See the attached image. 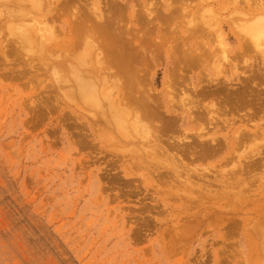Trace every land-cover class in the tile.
<instances>
[{"label": "rangeland", "instance_id": "374dc122", "mask_svg": "<svg viewBox=\"0 0 264 264\" xmlns=\"http://www.w3.org/2000/svg\"><path fill=\"white\" fill-rule=\"evenodd\" d=\"M34 1L37 4L39 0H0V264H264V36L260 35L257 41L251 39L252 31L257 30L253 24L260 19L264 22V0L188 2L206 12V18L211 14L213 21L225 23L223 31L232 57L236 52L243 54L237 53L240 61L233 57L238 71L231 72L236 71L233 78L239 82L233 81L235 86L231 84L227 94L243 92V87L245 97L250 95L255 104L241 106V110L245 107L243 111L241 107L234 109L240 103L233 99L230 102L226 96L225 100V92L218 99H228L230 103L220 101V112L224 114H219L222 124L218 123L215 129L207 124H185L179 130L174 128V132L165 128L171 132L167 137L161 124H154L159 126V132L162 129L159 135L163 140L169 141L172 136L170 149L178 138L190 137L205 128L202 132L216 130L219 135L214 137L223 139V143L218 142L224 145L211 142L215 146L209 150L216 152L196 146L202 141L198 138L190 137L178 144L192 141L186 147L193 155H201V160L199 156L192 160L195 156L191 154L189 159L186 150L184 156L186 143L184 147L175 145L180 149L170 151L166 140L161 139V146L144 140L139 130L129 124L131 119H111L107 104L103 100L98 104L100 92L91 90L92 98L85 90L83 93L80 62L94 60L97 54L89 49L91 56L83 58L87 50L81 46L83 51L77 49L71 57L66 55L63 46H57L68 43L69 35L66 30L63 35L60 27L66 16L59 17L57 12L60 19L56 22L55 15L52 22L47 19L52 16L46 15L47 9L40 11L49 1L41 0L44 3L40 9L39 4L34 7ZM129 1L136 7L135 13L142 6L146 7L143 11L151 9V5L153 12L159 9L160 13L164 3L169 7L173 2ZM174 1L177 4L173 2L171 6H181ZM124 13L127 14L126 8ZM51 26L54 31L56 26L60 30L54 36L48 29ZM256 42H261L260 49ZM54 44L58 50L49 55ZM214 45L213 49L219 46ZM161 56V60L156 56L159 63L150 69L156 77L157 92L162 91V80L171 71L164 53ZM212 68L191 72L194 77L207 73L208 78L214 75L215 67ZM250 73L255 74L253 78ZM254 76L256 82L251 80ZM249 83L253 84L252 89L248 88ZM253 88L261 91L254 93ZM248 90L254 91L253 95ZM86 94L88 99L97 101L91 102ZM247 98L244 99H252ZM204 103L211 105L208 99ZM243 128L253 136L248 134V139L244 137L247 140L240 143L238 138L243 131L237 133ZM205 133H200L203 140ZM235 142L240 146L235 147ZM203 154L207 157L202 158Z\"/></svg>", "mask_w": 264, "mask_h": 264}, {"label": "bare ground", "instance_id": "6f19581e", "mask_svg": "<svg viewBox=\"0 0 264 264\" xmlns=\"http://www.w3.org/2000/svg\"><path fill=\"white\" fill-rule=\"evenodd\" d=\"M47 1H49V2H46L47 5L45 6V4H44V7L42 6V4L44 2H42L41 0H39L38 1L39 3L37 2V4L34 1V4H35L34 7H38V4H39L38 8L40 9L42 6L43 8L40 9L41 13H42V11H45V9H47L48 13L45 12V13H47L46 15H52V16L48 17L47 19L50 21L52 19V22H54L53 18L56 19V17H57V19H58L60 17V14L63 16H66V19L62 20L60 27L62 28L61 32L63 33V35L65 34L64 31L65 30L67 31V33L69 35L68 43H64L63 45H59V44L57 45L56 44L59 47L63 46L61 48L65 52L69 53V54H67L63 51V54L65 53L66 55H70L69 57H71V54H73L75 51H77V49L85 50V48H86L87 52L90 49L91 52L92 51L95 52V55L97 54L95 56L94 53H92L95 56L94 60H93L92 58H90V59L88 58L91 56L89 52H88L89 54L87 52H84L86 55H84L83 58H88V60L83 59V61L81 60L82 62H80V60H78L80 62V66L83 70V71H81V73H82L80 76L81 79L79 80L82 83L81 87L83 86L82 90L83 91L85 90L86 92H88V95L91 98L94 97L90 93L91 90H93L94 92L96 91L98 93L100 92L99 96H102V98L99 97L100 100H98V104L100 105L99 101H101V100H103L107 104L108 111L110 113H112V116L110 115L111 119L115 120L117 122L122 120L123 117L126 120H128V122L131 119L132 121H130L129 124H131L132 127L134 129H136V131L139 130L140 133L139 132L138 133L140 134V136L144 140L146 139V141L148 140L149 142L153 141L154 144L161 146L163 141L166 140V139L163 140L162 137L159 135V133L162 132V129H163V132H165L166 131L165 128L167 130H168V128H170V129L172 128L171 130L169 129V131L174 132V130H173L174 128H176L175 130H177V128L179 130L185 124H187V125L193 124V123H198L200 125L201 124H207L209 126H213L215 129L219 125L218 123L221 122V124H222V121H219V120H221V119H219L220 115L224 114V112L221 113L223 111V103L222 102L228 103L229 100L231 102V99L237 100V102L240 103L237 106H236V104H235V106L232 105L233 103L236 102V101L233 102V100H232L233 103L230 104V107L232 105L234 107V109L235 108L238 109V107H241V106L248 107V105L253 104V101H252L253 98L249 97L250 96L249 94L253 95L252 93L254 92L253 90H255V89L253 88L252 93H250L249 90L252 89L251 86L253 84H255L254 81L256 82L257 77H255V76H254L255 77L254 79H251V80H254L253 84L252 83H251V85H250V83L248 84L250 86V87L248 86V88H250L248 90V93H249L248 98H252L251 100L249 99V101H252V103H249L248 100L244 99V98H247V97H245L247 92L245 91V88L241 87L242 85L238 84L241 87V89H244L243 92L238 91L239 93H234L231 95H229L230 93L228 92L229 94H227L229 86H231L232 82L239 80V79L233 78V77H235L234 73L236 71H238V69H237L238 64H236L234 62L233 57L235 58V60L238 59L239 58V56H238L239 52H236V56L234 55L232 57L231 50H230L231 48L229 49V47L227 45L226 37H225L224 31H223L225 23L221 24L222 22H219L218 20L213 21V18L210 16L211 14L208 15V18H206L205 17L206 12H202L200 10L198 11L197 9L191 7L190 5H191V3L193 4L194 0H176V2L178 1L181 3V4L178 3L181 6H171L173 4V2L175 3V1L169 0L170 2L173 1L172 4L170 3V6L172 9L169 8L170 6L167 7L166 4L164 3V5H162L163 9H161V11H163V12H160V13H159V9L155 10L157 12H153L155 8L153 9V5H151V4L150 5L152 8L148 5L151 9L147 8L146 10L143 11V9H145L146 7L142 6L143 5L142 4L141 6L143 7V9H141V10L143 11L142 12L143 14H139L141 16L138 15V13L141 10H138V13H135L136 7L134 9L133 5L130 3L129 0H126L127 1V2H125L126 5H124L126 8L127 14L124 13V9H125L124 6L122 7L123 0H91V3L89 1V4L84 3V2H86L84 0H62V1L61 0H47ZM188 2L190 3V5ZM136 4H137V1H136ZM176 4L177 3H175L173 5H176ZM144 5L146 6V4H144ZM39 9H38V11H39ZM152 9H153V11H152ZM57 12H59V17L57 16L58 15ZM60 12H62V13H60ZM45 13H44V16H46ZM158 13L160 15H158ZM161 13H163V15H161ZM55 15H56V17H54ZM35 16H36L35 18H37V15H35ZM201 16H202V18L199 19ZM59 19L56 20V22L59 21ZM48 20H46V21L48 22ZM50 21L48 23H52ZM42 22H43V20H42ZM42 22H39V23L41 24ZM229 24H230V21H229ZM54 25H55V23H54ZM54 25H52V26H54ZM231 25H233V24H230V26ZM253 25H254V28H256L257 30L255 29L256 30L255 33H253L254 30L252 31L251 39L257 41L256 39H259L260 35L262 36L261 38H263V36H264V31H263L264 30V22H263V20L260 19L259 21L256 22V24H253ZM253 25H252V27H253ZM56 27H55V29L57 31L59 28L57 27L58 28L57 29ZM64 27L66 29H64ZM252 27H251V29H252ZM48 29L51 31L50 33H52L54 36V33L56 31L53 30V27L52 28L49 27ZM246 29L248 30V28H246ZM30 30H32V29H29V32H30ZM247 30H245V31L247 32ZM33 31H34V29H33ZM58 31H60V30H58ZM234 31H235V27H234ZM29 34H32V33H29ZM236 34H238V33H236ZM245 34L246 33L244 32V35ZM253 35L255 36V39H254V37H252ZM28 36H27V38L29 40L30 36L29 37ZM60 36H62V35L60 34ZM211 36H212V38H211ZM242 36L243 35H241L239 37H242ZM245 36H247V35H245ZM60 38L61 37H59V39ZM245 40H247V38ZM245 40H244V42H246ZM24 41H27V39H24ZM45 42H46V40H45ZM54 42H56V41L54 40ZM215 42H217L219 46H217V48L213 49V47L211 45H214ZM217 43H215V45ZM256 43L260 44L261 42L260 43L256 42ZM260 45L258 46V49H260L259 47H262V45L261 46ZM53 46L51 47L53 50L51 48H50L51 51L49 50L50 51L48 53L49 55L53 54L52 51L55 52L56 50H58L57 47L55 46V44ZM81 46L82 47L85 46V47L82 48ZM243 46H244V51H245L246 45H243ZM59 51H62V50L59 48ZM162 53H164L165 59L168 62L169 69H171V71L166 73L165 77L163 76L164 80H162V84H163L162 91L157 92V89L155 87L156 77L151 75L150 69L152 68V66L154 67L155 63H157V64L159 63L158 60H161ZM3 54H4V52H3ZM60 54H62V52ZM240 54H242V53H240ZM49 55L47 57H52ZM74 55H76V53ZM80 55L82 56V54H80ZM88 55H90V56H88ZM63 56H62V58H64ZM85 56H87V57H85ZM156 56L158 58H160L159 56H161V58L157 60ZM242 56H243V54H242ZM242 56H240V58ZM96 57H97V62H95ZM66 58H68V56L67 57L65 56V59ZM77 59H78V56H77ZM242 59L244 60V58H242ZM66 60L69 61V59H66ZM66 60H64V63ZM89 60H91V62L93 60L95 62V64L93 62H92L93 64H90ZM222 61H223V63H222ZM245 61H246L245 64L248 63L247 59ZM216 62H218V64H215ZM64 63H62V64H64ZM225 63H227L226 67L224 66ZM58 64H60V63H58ZM67 64H69V63H67ZM64 65H66V64H64ZM260 65H261V63H260ZM208 66H210L211 68L215 67L214 75L212 77L206 78L207 73L206 74L203 73V74H205L203 77H202L203 74L201 76H195V77L193 76V73L191 72V70H194L196 68H200L199 72L201 73V71L203 72V70H206L208 68ZM71 68H72V66H71ZM233 69L236 71L231 72ZM186 70H188V72H190L192 75L191 76L187 75L188 72H186ZM262 70L264 71V68ZM263 71H261V73ZM53 72H54V70H53ZM252 72H254V71H252ZM200 73H199V75H200ZM253 74L254 73H252L250 75L251 77L250 76L249 77L253 78L252 77ZM84 76L85 77L88 76V77L85 79ZM256 76H257V74H256ZM18 78H20V77H18ZM34 78H36V77H34ZM242 79L244 80L245 78H242ZM260 79H262V78H260ZM204 80L207 82H205ZM243 80H241V81L244 83ZM77 81H78V79H77ZM258 82H260V81H258ZM258 82L256 84H259ZM233 86H235V85H233ZM257 86H259V88H260V84ZM98 87L101 88V91H100V89H98ZM244 87H246V86H244ZM232 89L229 91L233 93ZM236 89L239 90L240 88L239 89L236 88ZM246 89H247V87H246ZM237 90H235V92ZM257 90H255L254 93H259V91H261V90H258V92H257ZM85 91L83 93H85ZM240 91H242V90H240ZM244 91H245V94H244ZM225 92L227 95H223V96H224V98H225V96H226V98H229V100L227 99L228 102L224 101L220 97H219L220 100L218 99V96L225 94ZM259 95H261V94H259ZM82 96H83V98H85V97H87V94L85 95V97H84V95H81V97ZM90 97H87V99ZM175 97H177L179 99L177 100V99H175ZM226 98H225V100H226ZM206 99L211 101V103H210L211 105L204 103V100L206 101ZM261 99H263V98H261ZM88 100H90V99H88ZM221 100H222V102H221L222 105L220 106ZM90 101L93 102V101H97V100H93V101L90 100ZM226 103H225V105H226ZM258 103H259V101H258ZM253 105H255V104H253ZM220 107L222 108L221 112H220ZM244 108H243V110H244ZM224 109H227V108L224 107ZM234 109H232L233 112H235ZM239 109L241 110L242 107ZM227 110L229 112V109H227ZM243 110H241V111H243ZM250 110H251V108H250ZM260 111H261V109H260ZM246 112H245V114H246ZM251 112L253 113V111H251ZM255 112L256 111H254V113ZM261 113H262V111H261ZM226 115H228V114H226ZM226 115H225V117H226ZM229 115H232V113H229ZM252 115H254V114H252ZM242 116H245V115H242ZM242 116H240V117H242ZM255 116L256 115H254V118H255ZM111 119H110V121H111ZM256 119H257V116H256ZM243 120L245 121L246 119L243 118ZM117 122H114V123H117ZM223 122L226 123L225 121H223ZM155 123H158L159 126L161 124V127H162L161 132H159V129H158L159 126L158 125H157V127L154 126ZM251 123H253V122H251ZM226 126H224V127L220 126V127L225 128ZM220 127H219V129H222ZM84 128H85V125H84ZM124 129L125 128L123 127L121 131H123ZM244 129L245 128L240 129L239 133H237L239 135L243 131V133L241 135H239L238 139H240V140L237 139L238 142H240V143H242L241 141H243V139L247 138L248 134L249 135L252 134V133L248 132L246 129L245 130ZM191 130L192 129H190L189 131H191ZM196 130L198 131V129H196ZM204 130H206V128L202 129V131H204ZM169 131H166L167 134H165V133L164 134L166 136L169 135V133H171ZM202 131L200 132L202 134H204L206 132V131L205 132H202ZM244 131H246V132H244ZM124 132L125 131H123V133ZM200 133L197 132L195 134H191L192 136H190L189 134H187V135H189L190 137H193V139L194 138L195 139L198 138V140L202 139V141L199 142L200 144L196 145L198 143L197 142L198 140H196V142H194V144L196 143L195 144L196 146L202 145L201 147L202 148L204 147L203 149H205V150H207V148H208V150H209V148L211 150L212 149L211 147L214 148L215 144H213L214 145L213 146V145H211V142H214V143L216 142V144H217L218 140H220V142H222V140H223V139L221 140V138L218 139L217 137H214V135H216V136L219 135V133L216 130H213L212 133H209V132L205 133V135H207V136L205 137L206 139H204V140H203L204 136ZM226 134H228V133H226ZM237 134L235 133L234 135L236 136ZM165 135H164V137H166ZM230 135H232V134H230ZM126 136H127V132H126ZM194 136H196V137H194ZM252 136H253V134H252ZM123 137H125V135ZM169 137H170L169 141L166 140V142L168 141V148L170 149V146H169L170 143L169 142H170L172 136H169ZM190 137L185 136L183 139L178 138V143H177V141H173V139H172V141L174 143L176 142L177 144H175V145L178 146L179 143H182L180 141H184L185 139H188ZM236 138L234 139V141L236 140ZM161 139L163 141H161ZM224 139H225V141H227L228 137L225 136ZM247 139H245V141ZM144 140H143V142H144ZM166 142H164L163 146L167 145ZM185 143H184V145H185ZM187 143H189V142L187 141ZM187 143H186L185 147L187 146ZM235 143H236L235 147L240 146V145H238L239 143L238 144H237V142H235ZM175 145H174V147H171L172 149H170V151L171 150L174 151L173 148L177 147V146L175 147ZM184 145L183 146L181 145V146L184 147ZM192 145H193V143H192ZM192 145H190V146H192ZM221 146L224 147V145H221ZM216 147H217V145H216ZM220 147H218L217 149H219ZM239 148H236V149H239ZM169 149H167L166 152ZM178 149H180V148H178ZM201 149H200V151H201ZM185 150L188 151V148L187 149L184 148V152H183L184 156H185ZM208 150H207V152H211V153L216 152V151H210V150L208 151ZM176 151L178 152L180 150H176ZM194 151L196 152V150H194ZM200 151H199V153L202 154ZM220 151H222V149ZM189 152H190V149L187 152L188 158H189V154H191L190 156L193 155L192 154L193 151L190 153ZM202 152L204 153L205 151L203 150ZM180 153H182V149H181ZM183 153L181 154L182 156H183ZM150 154H151V152H150ZM196 154H198V153H196ZM206 155H208V153H206ZM206 155H205V157H207ZM193 156H195V155H193ZM198 156L196 155L195 158L196 157L198 158ZM200 156H199V159H200ZM203 157H204V154H203L202 158ZM195 158L192 157V160H197V158L196 159ZM199 159H198V161H199ZM192 162H194V161H192ZM205 162H206V160H205ZM190 163H191V161H190ZM195 163H196V161H195ZM191 164H194V163H191Z\"/></svg>", "mask_w": 264, "mask_h": 264}]
</instances>
